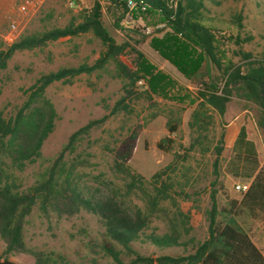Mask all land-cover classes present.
Masks as SVG:
<instances>
[{
  "label": "rangeland",
  "instance_id": "374dc122",
  "mask_svg": "<svg viewBox=\"0 0 264 264\" xmlns=\"http://www.w3.org/2000/svg\"><path fill=\"white\" fill-rule=\"evenodd\" d=\"M70 1L44 0L35 14L21 21L15 13V0H0V51H6L22 36L63 29L70 24L77 26L98 2L105 30L117 45L124 47L119 59L136 70L137 53L142 54L173 81L174 88L168 97L153 96L156 105H151L140 95L147 88L145 80H141L136 83L133 94L120 105L125 82L110 60L100 69L78 75L70 84L61 81L51 84L44 96L57 113L53 131L35 162L27 164L22 171H8V176L13 175L10 181L14 186L26 190L40 181L76 130L106 117L88 136L78 138L64 166L68 167L72 159L86 160L76 174L87 196L118 195L126 207L136 206L150 215L148 228L132 245L136 254L152 258L193 254L208 239L209 212L213 203L218 222L226 219L243 231H249L253 225L257 229L264 225V212L259 211L252 217L240 204L242 193L235 187L248 186L249 182L232 178L224 169L231 155L232 132L242 124L246 125L264 163V130L257 126V108L241 99L244 88L241 83L228 87L229 101L222 115L201 99V92L211 90L213 81L217 95H221L229 75L236 69L244 76L251 68L264 67V0H223L219 6H209L208 11L202 13L200 22L215 37V54L222 68L216 70L205 60L192 79H186L177 71L176 67L182 66V62L178 61L175 66L171 59L161 58L160 51L150 46L151 39L156 37L163 51L171 52L177 60L180 57L189 59L190 53L193 58L190 49L187 51L167 38L165 34L172 30L157 14L148 10L133 11L131 24L122 27L120 22L119 26L115 24L123 9L111 0H73V7ZM103 54L101 41L91 32L48 42L41 49L15 52L6 68L0 70V111L6 117L12 116L42 75L84 64L92 66ZM162 91L167 92L166 87ZM199 109L206 111L210 118V125L200 133L189 127L193 113ZM169 120L170 123L177 121L178 127L171 135L174 139L172 150L165 153L156 144L168 135ZM197 141L201 144L191 149ZM175 154H179V159L174 163V172L169 173L172 184L169 198L158 202L156 210H151L139 191L125 193L128 180L114 170L116 160H122L132 172L150 181L154 173L173 161ZM148 187L153 196L156 191ZM232 202L237 203L234 209ZM222 210L227 212L224 214ZM172 229L179 234L178 246L158 247L146 239L150 234H170ZM24 240L29 250L60 255L73 264H116L102 249L106 240L99 219L86 211L72 217L58 218L52 214L45 217L36 207L26 218ZM115 247L122 252L120 259L127 263L131 258L121 246L115 244ZM4 250L5 244L0 238L2 258L16 264L35 263L29 253L5 254Z\"/></svg>",
  "mask_w": 264,
  "mask_h": 264
},
{
  "label": "trees",
  "instance_id": "16d2710c",
  "mask_svg": "<svg viewBox=\"0 0 264 264\" xmlns=\"http://www.w3.org/2000/svg\"><path fill=\"white\" fill-rule=\"evenodd\" d=\"M111 1L123 9L115 24L119 26V22L126 14V0ZM222 1L177 0V7L173 9L169 6V0H143L147 6L146 11L157 14L160 21L166 23L172 30L165 34L167 38L178 43L185 50H191L194 59L190 53L189 59L185 60L180 57L177 60L171 52L163 51L156 37L150 41L152 49L160 51L161 58L171 59L175 66L178 61L182 62L183 65L177 66L176 69L186 79L195 77L205 60L213 64L216 70L222 68L215 54L213 45L215 37L211 30L200 22L202 13L208 11L209 6H219ZM100 10V5L96 2L77 26L70 24L63 29L55 28L41 34L22 36L6 51H0V70H2L6 68L8 60L15 52L41 49L48 42L67 36L91 32L101 41L104 48L103 56L92 66L84 64L77 68H62L42 75L30 87L27 99L12 116L6 117L0 111V238L5 244V254L29 253L34 257V264H73L63 256L33 251L26 247L24 240L26 218L37 207L45 217L51 214L58 218L72 217L81 211L95 215L103 227V236L106 240L102 249L116 264H264V258L242 229L225 221L226 219L216 221L217 210L214 203L209 212L208 239L200 244L193 254L186 257L161 256L157 258L136 254L132 245L140 240L141 235L148 228L150 215L144 214L136 206L133 209L126 207L118 199V195L87 196L76 174L78 168L85 166L86 160L72 159L68 167L64 166L65 158L72 153L78 138L88 136L90 130L102 124L106 117L90 121L76 130L43 178L33 186L26 190H18L10 181L13 175L8 176V171H22L27 164L35 162L40 157L43 143L53 131L57 113L50 100L44 96L45 90L51 84L60 81L70 84L78 75L100 69L110 60L114 63L118 76L125 82L124 96L119 102L120 105L133 94L136 83L141 80H145L147 88L140 95L145 97L151 105H156L153 96L168 97L174 88L173 81L151 65L142 54L137 53L136 70L126 66L119 59L124 47L117 45L105 30ZM238 83L244 86L241 89V99L256 106L257 126L264 130V67L251 68L244 76H241L240 70L236 69L229 75L224 85L225 90L221 95H217V87L213 81L210 85L211 90L206 93L201 92V99L222 115L229 101L228 87ZM165 87L167 92L162 91ZM153 117L155 114L152 115ZM170 122V120L167 121L168 135L156 144V147L165 153L172 150L174 139L171 135L176 133L178 127L177 121ZM209 125L210 118L202 109L193 113L192 121L189 123L190 129L198 133L205 131ZM200 144L199 141L195 142L191 149ZM178 159L179 154H175L173 161L154 173L150 181L132 172L122 160L114 162V170L122 173L128 180L124 186L125 193L129 195L139 191L151 206V210H154L158 202L169 198L168 191L172 185L169 173L174 172L173 166ZM217 163L218 157L215 160V164ZM224 169L232 178L249 182L247 190L242 194L240 204L248 209L250 215L254 217L257 212H264V163L261 162L257 146L249 138L244 124L239 127L232 143L231 155ZM148 185L156 191L153 196H150ZM236 206L237 203L232 202V209ZM226 212L222 210V213ZM146 239L158 247L179 245V234L175 229L166 235L150 234ZM115 244L121 246L131 258L127 263L120 259L122 252L116 249ZM0 264L16 263L0 255Z\"/></svg>",
  "mask_w": 264,
  "mask_h": 264
},
{
  "label": "built area",
  "instance_id": "2783aa9c",
  "mask_svg": "<svg viewBox=\"0 0 264 264\" xmlns=\"http://www.w3.org/2000/svg\"><path fill=\"white\" fill-rule=\"evenodd\" d=\"M15 13L16 16L22 21L25 18H28L36 13V11L40 8V6L43 4L44 0H15ZM69 5L73 7L74 1L71 0L69 2ZM169 6L173 9H176L177 7V0H169ZM126 8L127 12L125 16L121 19V26L122 27H128L133 17L131 13L133 11H145L147 9V6L144 4L143 0H126ZM19 21V20H18ZM248 186L244 185H237L235 188L236 190L240 191L242 194L245 193Z\"/></svg>",
  "mask_w": 264,
  "mask_h": 264
},
{
  "label": "crops",
  "instance_id": "0c3cea01",
  "mask_svg": "<svg viewBox=\"0 0 264 264\" xmlns=\"http://www.w3.org/2000/svg\"><path fill=\"white\" fill-rule=\"evenodd\" d=\"M238 130H239V128L232 132V134H233L232 136H234V139L237 135ZM247 132H248V130H247ZM234 139H233V141H234ZM254 231H256V232H254ZM244 232L248 235L251 243L256 247V249L259 251V253L264 258V225L263 224L259 225L258 229L256 226L253 225V226H251L249 231H244Z\"/></svg>",
  "mask_w": 264,
  "mask_h": 264
}]
</instances>
